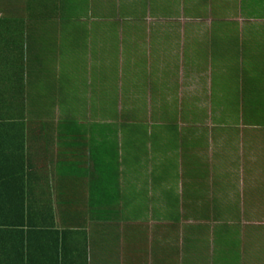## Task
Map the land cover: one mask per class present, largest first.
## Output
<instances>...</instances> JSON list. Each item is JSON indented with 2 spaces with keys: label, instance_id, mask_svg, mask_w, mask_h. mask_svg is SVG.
I'll return each mask as SVG.
<instances>
[{
  "label": "crops",
  "instance_id": "1",
  "mask_svg": "<svg viewBox=\"0 0 264 264\" xmlns=\"http://www.w3.org/2000/svg\"><path fill=\"white\" fill-rule=\"evenodd\" d=\"M0 116V264H264V0H0Z\"/></svg>",
  "mask_w": 264,
  "mask_h": 264
},
{
  "label": "trees",
  "instance_id": "2",
  "mask_svg": "<svg viewBox=\"0 0 264 264\" xmlns=\"http://www.w3.org/2000/svg\"><path fill=\"white\" fill-rule=\"evenodd\" d=\"M237 119L239 117H236ZM4 117L0 116V121H4ZM4 181L0 177V227H8L15 229L16 226L20 225L26 220H47L55 218V213L48 212V210H37L30 212L28 206H26L27 196L23 193L15 195L10 190H2ZM10 183V181H8ZM12 185V181H11Z\"/></svg>",
  "mask_w": 264,
  "mask_h": 264
}]
</instances>
